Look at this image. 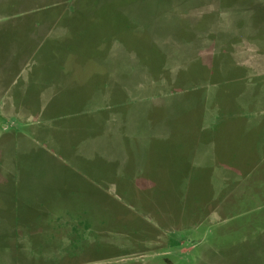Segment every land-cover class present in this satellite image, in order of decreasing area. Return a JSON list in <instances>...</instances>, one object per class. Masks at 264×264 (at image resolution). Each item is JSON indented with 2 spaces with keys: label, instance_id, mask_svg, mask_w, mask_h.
Returning <instances> with one entry per match:
<instances>
[{
  "label": "rangeland",
  "instance_id": "obj_1",
  "mask_svg": "<svg viewBox=\"0 0 264 264\" xmlns=\"http://www.w3.org/2000/svg\"><path fill=\"white\" fill-rule=\"evenodd\" d=\"M136 2L0 0V109L14 115L0 148L20 160L11 179L54 189L28 204L38 224L15 217L18 237L42 240L20 259L264 264V0L170 6L188 12L169 54L118 14ZM113 40L134 68L119 84L102 64ZM36 128L51 156L34 146L25 164L20 133Z\"/></svg>",
  "mask_w": 264,
  "mask_h": 264
},
{
  "label": "crops",
  "instance_id": "obj_2",
  "mask_svg": "<svg viewBox=\"0 0 264 264\" xmlns=\"http://www.w3.org/2000/svg\"><path fill=\"white\" fill-rule=\"evenodd\" d=\"M149 1L151 3H149ZM182 1L183 0H147L146 6H143L144 4L137 2L125 3L120 6L118 14L124 17V19L130 24L136 26L139 32H147L150 36V41L152 44H155L165 54H169L172 51L176 52L178 50L184 49V46L179 44L180 40L178 36H176V33L179 29L177 26H179L181 21H183L182 19H185L186 17V13L184 12L187 10L185 8L183 9L181 7H177L175 8V10H177L176 12L174 11V8H169L170 6L179 5L178 2ZM170 25H173V27H170ZM184 27L185 25L182 28ZM210 46L211 49H208V53L211 55V51L212 54H214V47L211 44ZM216 49L217 47H215V50ZM196 53L194 54L190 50V55L195 56ZM191 58L192 57H189L188 60ZM123 59H128L127 61L129 65ZM130 60H132L131 53L126 50L124 45L122 46L119 42L114 41L107 58L102 61V64H104L106 68V70L104 69V72L112 77L111 81L116 82L114 78H120L121 75L125 76L132 73L134 68H131L132 65ZM119 83L116 82L115 84ZM100 89L102 90L103 88ZM1 101H3L2 98H0V108H3L4 105ZM5 116V111L0 109V119L3 127L0 129V139H2L5 134H8L10 129L14 130V128H10L9 125H5V120L8 122L12 121L14 115L8 117ZM225 127L226 130L224 134H222L223 136L227 135L229 132L227 126ZM40 132L41 130L36 128V131L34 129L32 136H29L26 133H20L24 145H22L21 148H18L19 151L17 152V156L15 155L14 157L23 156L26 164L27 160L25 159L30 160L31 154L35 152V150L32 151L33 147L37 146L39 148L42 146L41 149L43 152L39 156L45 153L43 155L45 158L49 159L51 155L48 149L49 146L47 147V142L50 141L49 138L52 132L48 128V138H43V136H40L42 135ZM8 149L9 147L7 146L0 148V264H34L26 262L25 260L28 259V257H25V255H23L24 259L21 260L18 251L29 249L34 250L38 245H42L40 244L42 243L41 236H34L31 235L33 233H30L29 238L26 237L23 239L21 236L18 237L16 219H20V221L23 220L25 225H28L30 220H34L31 222L32 224H38L35 220L39 219L40 215L38 212H33L30 210L28 204L33 203L36 197H44L43 203L51 202L49 195L53 194V183L51 184L50 181H44L42 179H34L33 181H31L30 178H18V180L16 178L11 179L13 170L15 169V171L20 172L21 165L18 158L14 159L10 164L6 163V155L8 152H11ZM8 161L10 162V156ZM14 200H17L19 203H25L24 212L21 211L19 215L16 214L15 216L11 210V203H13ZM24 224L23 229L26 231L28 228L32 227L30 224L28 227H24ZM48 231L50 232L52 230L49 229ZM71 233L73 234V232L70 230V234ZM47 246L48 245L46 244L44 249H48ZM11 252L16 253L17 260L15 262L13 261L14 258H12L13 255Z\"/></svg>",
  "mask_w": 264,
  "mask_h": 264
}]
</instances>
